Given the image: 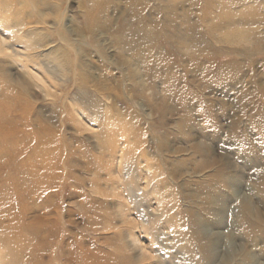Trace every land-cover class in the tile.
I'll use <instances>...</instances> for the list:
<instances>
[{
    "label": "rangeland",
    "instance_id": "374dc122",
    "mask_svg": "<svg viewBox=\"0 0 264 264\" xmlns=\"http://www.w3.org/2000/svg\"><path fill=\"white\" fill-rule=\"evenodd\" d=\"M4 1L23 55L0 53V226L29 242L0 229V264H78L82 247L98 264H264V0ZM6 118L35 129L24 150ZM43 128L33 176L58 170L33 198L20 168Z\"/></svg>",
    "mask_w": 264,
    "mask_h": 264
},
{
    "label": "bare ground",
    "instance_id": "6f19581e",
    "mask_svg": "<svg viewBox=\"0 0 264 264\" xmlns=\"http://www.w3.org/2000/svg\"><path fill=\"white\" fill-rule=\"evenodd\" d=\"M143 1V0H142ZM28 2L30 3V5H34V7H35V5H36V0H28ZM254 3V2H253ZM261 3V2H260ZM143 4V3H142ZM254 5V4H253ZM13 4L11 3V4H6L5 3V1L4 0H0V19L2 18V20L4 21V23H6L5 24V26L9 29V30H11L12 32L11 33H14V34H17V38H16V41L18 40V42L20 41V42H22L21 41V34H20V27L19 26H17L16 24H14L13 23V14H14V11L12 10L13 9ZM146 6V5H145ZM251 7V6H250ZM255 7H256V4H255ZM253 8V7H252ZM35 9H37L36 7H35ZM244 9V8H243ZM246 9V8H245ZM249 9V8H248ZM254 9V8H253ZM258 9V8H257ZM140 10V9H139ZM251 10V9H250ZM141 11V10H140ZM143 11V10H142ZM134 12V11H133ZM241 12V11H240ZM249 12V11H248ZM252 12H254L253 10H252ZM97 13H98V10L97 9H95V11H93V12H91L90 14H88L87 16H86V18H87V23H88V28L90 29V30H94L95 28H96V22H94V19H95V17H97ZM242 14L244 13V12H241ZM256 14L255 15H257V13L258 12H255ZM137 14V13H136ZM230 14V13H229ZM240 14V13H239ZM241 14V15H242ZM245 14H246V12H245ZM244 14V15H245ZM249 14V13H248ZM251 14V13H250ZM228 15V14H227ZM226 15V16H227ZM253 15V14H252ZM138 16V15H137ZM225 16V15H224ZM230 16V15H229ZM235 16V15H234ZM237 16V15H236ZM248 16V15H247ZM260 16H261V14H260ZM248 17H250V15L248 16ZM247 17V18H248ZM252 17V16H251ZM222 18V17H221ZM220 18V19H221ZM229 18V17H228ZM235 18V17H234ZM241 18V17H240ZM243 19H244V17H242ZM246 18V17H245ZM253 18V17H252ZM189 19V18H188ZM230 19H233V18H230ZM230 19H229V21H230ZM249 19V18H248ZM256 19V18H255ZM260 19V18H259ZM222 20H224V19H222ZM237 20V19H236ZM239 20V19H238ZM218 21H219V19H218ZM225 21V20H224ZM249 21V20H248ZM247 21V22H248ZM164 22V21H163ZM169 22V21H168ZM246 22V23H247ZM257 22H261L260 20L259 21H257ZM0 23H1V21H0ZM214 23V22H213ZM219 23V22H218ZM238 23V22H237ZM240 23V22H239ZM245 23V22H244ZM249 23V22H248ZM251 23H253V22H251ZM231 24V23H230ZM241 24H243V23H241ZM219 25V24H218ZM220 25H221V23H220ZM224 25V24H223ZM233 25V24H232ZM245 25V24H244ZM254 24H252L251 25V27L253 26ZM259 25V24H258ZM196 26V25H195ZM242 26V25H241ZM248 25H246V27H247ZM256 26V25H255ZM167 27V26H166ZM249 27V26H248ZM5 28V27H4ZM218 28V27H217ZM234 28V27H233ZM250 28V27H249ZM152 29V28H151ZM155 29V28H154ZM157 29V28H156ZM194 29H196L195 27H194ZM210 29V28H209ZM216 29V28H215ZM227 29V28H226ZM165 30V29H164ZM240 30H242L241 28H240ZM155 31V30H154ZM186 31H187V29H186ZM189 32H190V30H188ZM187 31V32H188ZM195 31V30H194ZM210 31V30H209ZM212 31V30H211ZM222 31V30H221ZM257 31V30H256ZM166 32V31H165ZM200 32V31H199ZM224 33V32H223ZM187 34H189V33H187ZM197 33L195 32V35H196ZM226 34V33H225ZM186 35V34H185ZM185 35H184V37H185ZM214 35V34H213ZM219 35V34H218ZM233 35V34H232ZM172 36V35H171ZM190 36V35H189ZM192 36V35H191ZM198 36V35H197ZM215 36H216V34H215ZM193 37H194V35H193ZM199 37H201V36H199ZM210 37H211V34H210ZM229 37V36H228ZM177 38V37H176ZM175 38V39H176ZM181 38V37H180ZM186 38V37H185ZM207 38V37H206ZM234 38V37H233ZM244 38V37H243ZM166 39V38H165ZM174 39V40H175ZM187 39V38H186ZM203 39V38H202ZM211 39V38H210ZM228 39V38H227ZM193 40H195V38L193 39ZM193 40H191V42L193 41ZM216 40V39H215ZM238 40V39H237ZM259 39H257V41H258ZM180 41V40H179ZM179 41H177V42H179ZM203 41V40H202ZM201 41V42H202ZM226 41V40H225ZM246 41V40H245ZM184 42V41H183ZM188 42H190V40H188L187 41V43ZM196 42V41H195ZM198 42H200V41H198ZM207 42V41H206ZM181 43V42H180ZM205 43V42H204ZM208 43V42H207ZM226 43V42H225ZM234 43V42H233ZM173 44V43H172ZM193 44V43H192ZM197 44H199V43H197ZM202 44V43H201ZM211 44V43H210ZM243 44V43H242ZM248 45H249V43H247ZM247 44H245V46L247 45ZM261 44V43H260ZM187 45V44H186ZM188 45H190L189 43H188ZM235 45V44H234ZM240 45V44H239ZM247 45V46H248ZM255 45H257V44H255ZM2 46V47H1ZM7 46V47H6ZM173 46V45H172ZM196 46V45H195ZM202 46V45H201ZM244 46V45H243ZM160 47V46H159ZM179 47V46H178ZM193 47V46H192ZM214 46H212V48H213ZM216 47V46H215ZM230 47V46H229ZM258 47V46H257ZM5 48L7 49V53L6 54H8L9 56H12V57H15V56H19V57H21V55H23V52L22 51H20L19 49H17L15 46H12L11 44H7L6 42H5V38H3V36H1L0 35V53L2 52V51H4L5 50ZM33 48V45H32V43H31V40H27V41H25V49H28V50H31ZM174 48V47H173ZM172 48V49H173ZM180 48V47H179ZM223 48V47H222ZM239 48V47H238ZM250 48V47H249ZM128 49V48H127ZM184 49H185V47H184ZM198 49V48H197ZM237 49V48H236ZM244 49V48H243ZM258 49H259V47H258ZM193 50V49H192ZM208 50V49H207ZM239 50V49H238ZM241 50V49H240ZM249 50V49H248ZM260 50V49H259ZM143 51V50H142ZM146 51V50H145ZM176 51V50H175ZM196 51V50H195ZM217 51V50H216ZM220 51V50H219ZM232 51V50H231ZM245 51H246V49H245ZM256 51V50H255ZM188 52V51H187ZM186 52V53H187ZM241 52V51H240ZM244 52V51H243ZM253 52V51H252ZM251 52V53H252ZM27 53H29V55L28 56H31V52H27ZM182 53V52H181ZM184 53V52H183ZM249 53V52H248ZM247 53V54H248ZM255 53V52H254ZM253 53V54H254ZM47 54H49V53H47ZM143 54V53H142ZM179 54V53H178ZM185 54V53H184ZM194 54H196L195 52H194ZM194 54H193V56H194ZM208 54V53H207ZM246 54V55H247ZM250 54V53H249ZM249 54L247 55V56H249ZM258 54V53H257ZM43 55H45V53L43 54ZM141 55V54H140ZM188 55V54H187ZM192 55V54H191ZM212 55V54H211ZM217 55V54H216ZM215 55V56H216ZM138 56V55H137ZM189 56V55H188ZM229 56V55H228ZM253 56V55H252ZM141 57V56H140ZM143 57V56H142ZM195 57V56H194ZM198 57V56H197ZM236 57V56H235ZM263 57V56H262ZM145 58H146V55H145ZM191 58V57H190ZM242 58V57H241ZM251 58V57H250ZM249 58V60H251ZM255 58V57H254ZM264 58V57H263ZM129 59V58H128ZM137 59V58H136ZM146 59H148V58H146ZM196 59V58H195ZM243 59V58H242ZM133 60V59H132ZM164 60H166V59H164ZM163 60V61H164ZM198 60V59H197ZM233 60V59H232ZM236 60V59H235ZM241 60V59H240ZM253 60V59H252ZM123 61V59H121V60H119V62L121 63V65H122V63H124V62H122ZM126 62H127V59L125 60ZM137 61V60H136ZM149 61V60H148ZM203 61V60H202ZM210 61V60H209ZM238 61V60H237ZM139 62V61H138ZM140 62H141V60H140ZM151 62H152V60H151ZM201 62V61H200ZM199 62V63H200ZM62 63V65L64 66L63 67V74L65 73V74H67V73H69V70H68V67L70 66V60L69 59H65L64 58V60L61 62ZM129 63V62H128ZM127 63V64H128ZM131 63V62H130ZM141 63H143V62H141ZM162 63V62H161ZM164 63V62H163ZM198 63V62H197ZM233 63V62H232ZM246 62H244V64H245ZM126 64V63H125ZM133 64V63H132ZM140 64V63H139ZM152 64V63H151ZM201 64V63H200ZM236 64V63H235ZM238 64H239V62H238ZM40 65V64H39ZM142 65V64H141ZM155 65V64H154ZM212 65H213V62H212ZM148 66V65H147ZM156 66V65H155ZM157 66H158V64H157ZM156 66V67H157ZM160 66V65H159ZM245 66V65H244ZM243 66V67H244ZM22 67H24L23 65H22ZM143 67V66H142ZM151 67V66H150ZM158 68V67H157ZM46 69H48V71H49V68H47L46 67ZM147 69H148V67H147ZM159 69V68H158ZM217 69V68H216ZM245 70V69H244ZM152 71V70H151ZM157 71V70H156ZM134 73V72H133ZM137 73V72H136ZM135 73V74H136ZM156 73V72H155ZM211 73V72H210ZM233 73V72H232ZM237 73V72H236ZM134 74V75H135ZM166 74V73H165ZM149 75H150V73H149ZM209 75V74H208ZM152 76V75H151ZM160 76V75H159ZM132 77H134V76H132ZM151 78V77H150ZM153 79V78H152ZM224 79V78H223ZM155 80H157V79H155ZM167 80V79H166ZM175 80V79H174ZM219 81V80H218ZM234 81V80H233ZM175 82V81H174ZM223 82V81H222ZM228 82H230V81H228ZM167 83V82H166ZM171 83V82H170ZM255 83V82H254ZM174 84V83H173ZM218 84H219V82H218ZM223 85V84H222ZM255 85V84H254ZM210 86V85H209ZM231 86V85H230ZM242 86V85H241ZM142 88V87H141ZM171 88V87H170ZM169 88V89H170ZM0 89H1V87H0ZM137 89V88H136ZM260 89V88H259ZM263 90V89H262ZM139 91V90H138ZM171 91H172V89H171ZM0 92H1V90H0ZM140 92H141V90H140ZM255 92V91H254ZM261 92V91H260ZM247 93V92H246ZM256 93V92H255ZM264 93V92H263ZM248 94V93H247ZM139 96V95H138ZM181 100V99H180ZM96 106V105H95ZM94 106V107H95ZM86 107V106H85ZM87 107H91V106H87ZM96 109V108H95ZM129 109V108H128ZM110 110H111V108H110ZM97 111V110H96ZM258 111H259V109H258ZM131 112H132V110H131ZM130 112V113H131ZM260 112V111H259ZM264 112V111H263ZM94 113V112H93ZM256 113V112H255ZM116 114H118L117 112H116ZM130 115V114H129ZM264 115V114H263ZM257 116V115H256ZM255 116V117H256ZM258 117V116H257ZM190 118V117H189ZM192 118V117H191ZM186 119H187V117H186ZM185 120V119H184ZM260 120V119H259ZM1 125H2V127H3V131H4V129H5V131L4 132H6V131H11L13 128H20L18 131V133H17V136H16V138H19V139H17V141H18V143H19V146H18V148H20V151H22V150H24V148L26 147V145L24 144V146H23V144L21 145V143L19 142L20 140H22V139H24L25 138V136L28 134V131L29 130H34L35 131V129L31 126V127H25V126H23L22 124H21V121L19 120V119H9V118H6L5 120H4V122L3 123H1ZM218 126V125H217ZM261 129V128H260ZM262 130V129H261ZM34 131H33V134H34ZM41 132L42 133H44V135H42V136H40V138H35V137H31V139H34L33 141H32V146L33 147H35V150L34 151H32L31 153H30V155L25 159V161H29L30 162V164L28 165V163H26V162H24L23 163V167L22 168H20L21 169V171L23 172V174H24V179H28L29 181H31V182H29L28 184H27V188H26V186L24 187V193H25V195L26 196H31V197H33V198H36V195H35V193H38V192H40V191H42L45 187H46V185H49V187H52V186H54V182H55V177H54V175H53V172H55V171H57L58 170V168H57V166L56 165H47L46 167L44 166V171H45V180H44V182H41L42 183V185L40 186V182L37 180V179H35V177L33 176L34 175V173L35 172H41V160H40V157H41V153L36 149V147L42 142V141H44L45 142V134H47V138L48 139H50L51 138V136H52V134H53V132H51V131H47V130H45V128H43V129H41ZM39 133V132H38ZM6 134V133H5ZM130 136H131V134H130ZM7 137H8V135H7ZM127 139V138H126ZM130 143V142H129ZM133 143V142H132ZM42 144H44L45 146H46V142L45 143H42ZM133 145V144H132ZM131 145H129L128 146V148L130 147ZM127 147V146H126ZM127 148V149H128ZM134 150V149H133ZM132 150V151H133ZM30 151H31V149H30ZM25 152V151H24ZM131 156V155H130ZM105 166V165H104ZM47 170V171H46ZM96 170V169H95ZM103 170V169H102ZM104 172V171H103ZM105 184V183H104ZM225 184V183H224ZM33 185H34V189H32L33 188ZM97 186V185H96ZM95 191H97V190H95ZM103 193H104V191H103ZM99 194V193H98ZM26 210V209H25ZM30 212V211H29ZM27 213V212H26ZM2 218V217H1ZM26 218H27V216H26ZM6 219V218H5ZM2 220V219H1ZM1 222H3V221H1ZM29 226H31V224L29 225ZM25 227V226H24ZM0 229H2L3 231H5L7 234H9L10 232H16V239H18V240H22L21 242H19V244H26V242H29V239H27V238H25V237H23V232H24V228H22L20 225L19 226H9V225H2V226H0ZM25 234V233H24ZM27 235V234H26ZM29 244V243H28ZM28 244L26 245V246H24L22 249H25V248H28L27 246H28ZM43 246H44V244H42V245H40V247L38 248L37 247V249H36V247L35 248H32V253L34 254V256H35V254H36V256L35 257H37L38 256V249H39V251H40V253H41V255H43L45 252L43 251ZM42 247V248H41ZM28 250H31V248H28ZM123 254V253H122ZM40 255V257L42 258V256ZM87 255V251L85 250L84 251V249H83V247L81 248V250H80V252H78V251H74V252H72V258L70 259V261L71 262H77L78 264H98V262L97 261H94V260H91V259H86V261L85 262H83V259H85V257H87L86 256ZM43 257H44V255H43ZM53 259H54V261H55V264H62V263H60L59 261L57 262L56 260V257L55 256H53L52 257ZM78 258L80 259V260H78ZM106 263V262H105ZM108 264V263H107Z\"/></svg>",
    "mask_w": 264,
    "mask_h": 264
}]
</instances>
